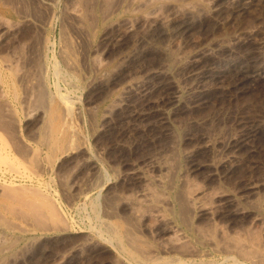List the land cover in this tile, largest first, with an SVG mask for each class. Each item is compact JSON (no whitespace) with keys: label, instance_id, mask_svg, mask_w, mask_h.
I'll return each mask as SVG.
<instances>
[{"label":"rangeland","instance_id":"1","mask_svg":"<svg viewBox=\"0 0 264 264\" xmlns=\"http://www.w3.org/2000/svg\"><path fill=\"white\" fill-rule=\"evenodd\" d=\"M131 1L0 0V155L8 157L5 162L7 157L0 156V233L13 245L7 258L0 255V264H16L23 255L34 264H139L137 254L176 255L186 260L184 264H254L237 254L233 262L229 253L214 250L199 237L197 228L207 223L187 204L184 176L176 167L181 164L179 170L187 172L191 165L199 166L191 177L194 182L227 194L216 201L212 226L204 227L213 237L220 239L221 228L232 238L248 240L254 235L263 240L253 221L257 212L264 215V77L243 84L239 75L229 73L210 81L207 101L197 106L195 81L173 63L181 45L186 51L221 42L234 46L247 30L263 45L245 59L264 56V0L174 45L168 25H139L125 32L142 14L127 6ZM181 1L199 3L198 12L184 13V20L210 19L207 5L199 0ZM168 4L162 8L166 14L173 10ZM73 6H79L81 18L70 13ZM140 49L151 50L150 56ZM220 54L226 56L225 51ZM126 64L140 76L143 70L172 68L176 83L184 82L178 84L182 96L172 100L160 91L137 98L134 103L149 116L126 119V110H112ZM107 113L114 123L104 122ZM254 129L247 144L235 148L240 167L230 174L218 170L214 164L227 143ZM154 162L172 166L166 183L154 185L169 199L164 213L189 246L179 255L159 235L164 224L136 218L126 201L142 185L132 175L133 167ZM253 183L260 185L256 193L248 191ZM243 207L253 212L238 214Z\"/></svg>","mask_w":264,"mask_h":264},{"label":"bare ground","instance_id":"2","mask_svg":"<svg viewBox=\"0 0 264 264\" xmlns=\"http://www.w3.org/2000/svg\"><path fill=\"white\" fill-rule=\"evenodd\" d=\"M179 1H181V0H132L131 3H129L130 5L127 4V6H129V7L131 6L132 9L138 10V12L142 11V14H140L141 16L138 17L139 18L138 21L135 20V22H132L130 25H128L129 23L125 24V25H128L127 27L125 26L126 27L125 28V32H129V33L131 32L132 33V31L135 28H137V26H139V25H143V26L144 25H155L156 28H160L161 26L164 27L163 25H168V26L172 27L171 28L172 35H170L171 38L169 39L170 40L169 42H170V44L172 43V45H174L175 43L178 42V40H179V42H181L183 40H185V41L192 40V38L194 37V34L197 31L201 32L202 30H204L205 28H208L209 26L220 24L222 21L229 19L230 15L232 13H234V12L245 11L248 8V6H250L256 0H199L200 4L205 5V6L207 5L206 7H208V8H206V9H208V12L210 14V19L207 20V21H205L204 19H201V21L199 20L200 22L197 21V23L184 20V18H183L184 15L183 14L184 13L186 14L188 12H190V14L198 12L199 3L193 2V1H191V2H189V1L187 2L186 1V3H184L182 1L181 2H179ZM165 2L169 3L168 6L171 4L172 8L169 6L171 9H173L171 13L166 14L167 12L165 13L163 11L162 8H163V6H164L163 4ZM78 7L73 6L70 9V13L74 17L79 19V18H81V15L83 13L81 14V11H80V9ZM201 9H203V6H202ZM132 12H134V11H132ZM199 14H200V11H199L198 15ZM125 20H127V19H125ZM133 21H134V19H133ZM122 36H123V33H122ZM124 36H125V34H124ZM165 37H167V36H165ZM254 38H255L254 37V31L247 30V32L245 34L237 37V40H236L234 46H230V45H227V44L221 42L222 44L221 43L216 44V45H214L215 47H213V46L209 47L208 46V47L202 48V49H197V50H193V51L192 50L191 51H186L187 50V49H185L186 47L184 48V46L181 45V47L179 48L177 54H175L173 66L175 65V68L183 69V72L186 74V76H188V80L191 77V79L193 78V80L195 81V83L193 81L192 82L194 84V89L195 88L197 89V90H194V92L195 91L197 92V95L196 96L194 95L195 104L197 103L196 104L197 106L199 104H203V103H205L207 101L206 97H207V95L209 93V92L207 93V90H208L207 85L209 84L210 81H214L215 79L216 80L217 79H221V78L225 77L229 73L230 74L234 73L235 76H236V74L239 75L240 76V80L242 82H244L243 84H249L250 82L252 83V81L257 79V78L264 77V56H259V55L258 56H254V57H252L253 59L251 58L252 61H249V60L245 59L247 57L255 55L262 48V45H263L262 42H256V40ZM166 42H168V40ZM139 44H141V43H139ZM144 44H145V42H144ZM162 44L164 45V43H162ZM179 44H181V43H179ZM165 45H166V43H165ZM218 46H221L223 48H217ZM144 47H145V45H144ZM147 47H148V45L145 48H147ZM155 48H156V46L154 45V50H155ZM137 49H138V47H137ZM163 49H165V48H163ZM140 50H142V49H140ZM140 50H139V52L141 54H143V53L146 54L147 53L149 55V53L151 52V50H145L144 49V50H142V52ZM154 50H152V52ZM159 50H161V49H159ZM221 51H225L226 52V56H223L224 54L222 56H218ZM129 55L131 56V54H127L126 56L128 57ZM18 57L21 58L22 56L21 57L18 56ZM127 57L125 58L126 60H127ZM132 57L133 58L136 57V54L133 53ZM133 62H134V60H133ZM137 64H139L138 61H137ZM97 65H100V64H97ZM121 65H123V64H121ZM135 65H134V67H135ZM141 69L142 68H140V70ZM123 71H124L123 81L121 80L122 78L119 77V78H121L120 79L121 80L120 83L119 84H117V82L115 83L118 86H116L114 84L118 88L117 90H118V95H119V97H116V98L114 97V100L115 99L116 100L119 99V100H117V103H115L113 105V109L112 110H115V108H119V110L120 109L126 110L125 111L126 112V116L125 117L128 120L129 119L130 120L131 119L134 120V119L144 118V117H146V115L150 114L149 111H146L144 109H140L139 106H141V105L138 106V104L134 103L135 100L137 101V98L146 99L149 96H151L153 93H156V92L160 93V91H162V92L165 91L166 95L168 96V98H170L172 100H178L180 98V94L182 96V88L178 84L182 83L183 81L180 82V80H179V83L178 84L176 83V79H175L174 73L172 72V68H171V70L168 67L167 68L163 67L162 69H159V68L158 69H156V68L153 69V68H151V70L149 69V71H147L145 73H143L144 70H143V72L141 70L143 75L140 76V75H137V73H136L137 70L136 69H133V68H131L130 65L126 64V67L123 69ZM173 71H175L174 68H173ZM181 71L182 70H180L179 72L182 75H184V73H182ZM178 73H177V76H178ZM182 75H181V77H182ZM186 80H187V77H186ZM30 84H31V82H30ZM190 87H192V86H190ZM117 90H115V87H114V92L117 91ZM184 90H186V89H184ZM164 94L165 93L163 92V96H164ZM114 96H117V95L115 94ZM146 101H148V100H146ZM40 102H42V101H40ZM115 105H116V107H115ZM124 113H122V114H124ZM111 114L112 113H107L104 116V122L106 124H108V125L112 124V122H113ZM52 127H53V125H52ZM256 132H257L256 129H254V130H251V133H239V134L235 135V137H233L230 140V142L227 143L228 145H226V147L223 149V151H221V154H223V155H222V157L220 159L217 158L218 160L215 162L214 166L218 170H219V168L225 170L227 174L232 173L239 166V165H237L238 162H236V158L237 157H236V154H235V152H236L235 148L241 147L245 143L247 144V139H249V136L250 135H254ZM65 133H66V131H65ZM62 135H63V133H62ZM62 137H64V136H62ZM0 140H1V137H0ZM221 144H223V143L221 142ZM4 145H2V146H4ZM55 146H56V144H55ZM0 148H1V146H0ZM4 149H5V147H4ZM0 152H1V150H0ZM2 155H0V156H2ZM3 156L5 157L6 155H3ZM219 156L220 155H218V157ZM2 160H5V159L3 158ZM7 160H8V157L5 160V162ZM12 163H14V162H12ZM0 164H3V161H2V163L0 162ZM198 167L199 166L193 164V165L190 166V168H189V170L187 172H183L182 169L179 170V168H181V164H180V165H178L176 167V170H178V172L182 173V175L184 176L183 177V180H184L183 182H184V186H186L184 188H186V199H187V202H188L187 204L190 207L193 208V211H194V213H195V215L197 217H199L203 222L207 223L206 226H204V227L207 228L210 225L212 226V221L214 220L215 214L217 213L216 201L218 199H222L223 197L227 196V194H225L223 192H220L218 190H213V189L212 190H207V189L200 188L196 184L197 182L195 183L194 180L191 178L193 176V174L196 175V173L198 172V170L200 168V167L199 168ZM169 168L171 169L172 166H168L165 163L155 164V162H154V164H152V165H150L148 167L134 166L131 173L138 180V182L139 181L141 182L142 185H141L140 190L135 192L134 196H131V199L128 198L129 200L127 199L126 201H128L127 203H130L131 210L133 212V216H135L136 218H140L141 220L145 219V220H147L149 222H152L151 224H153V223L157 224L159 222L163 223L164 224L163 225L164 228L159 232V235L164 237L166 240L169 241V244L171 245V248H173V250H176L175 252H177V253L179 252L180 253V249L182 247L184 248V246L186 244L185 243L184 234L181 232L183 234V236H182L180 231H178V229L175 228V226L173 225L170 216H168L166 213H164V209L165 208H163V207L165 205H167L165 203L169 199H167L162 194V192L160 190H158L156 188V186L154 185V184L158 185V184H165L166 183L167 178H169L168 174H167V172L170 171ZM155 170H160V173H158L157 175L151 174ZM221 172H222V170H221ZM259 186L260 185L258 183H253V184L248 186L249 187L248 191L251 190L252 192L256 193L257 189H259ZM161 188H162V186H161ZM2 191H4V190H2ZM251 194H253V193H251ZM10 195H9V197H10ZM0 196H1V194H0ZM37 202H39V201H37ZM11 205H13V204H11ZM27 205H29V204H27ZM39 207H41V206H39ZM53 207H54V205H53ZM145 208L146 209L147 208H152L151 210H153V211L149 210L150 211L149 212ZM54 212H56V211H54ZM249 212L252 213L253 211L244 208L242 210H239L237 213L238 214H242V213H249ZM36 214H37V212H36ZM2 219H0V220H2ZM63 220H64V218H63ZM1 222H3V221H1ZM253 223L254 224H258V226H259V228H258L259 229V234H260L261 238L264 240V215L262 213H260V212H257L254 215ZM204 227L197 228L198 235H200L199 237H202L207 243H210V245L212 244L213 248L215 246L214 250L217 248V249L226 251L227 253H229V257L232 259V261H233V259L235 257V256H233V254H237L240 257H243L245 260H247L249 262H252L254 264H264V241L263 240L260 241L259 240L260 238L258 236H254L253 235L252 238L249 236L251 238V240H249V237H248V240L241 239L238 236H236V238H232V237H229L228 236L229 234L227 235L226 232L223 229L220 228V230L218 229L219 233H220L219 234L220 239L218 240V238L213 237V234L210 233ZM49 230H51V229H49ZM211 230L212 229H210V231ZM216 233H218V232H216ZM6 237H8V236H5V234L0 233V255H5V257H6V254L11 250V247H13V245L9 246L6 243V241H7ZM202 238H200V239H202ZM7 242H9V241H7ZM187 246H185V247H187ZM131 253H132V255H134V252H131ZM179 253H178V255H179ZM189 253H191V252H189ZM127 254H128V252H127ZM34 255H35V253H34ZM156 255H158V254H156ZM9 256H11V255H9ZM231 256H233V257H231ZM135 258H137V260L139 261V264H184L186 262V260H184L181 257H178L176 255L175 256L172 255L171 257H169V256L168 257L167 256L166 257H164V256L163 257L162 256H158V257H148L147 256V257H145V256H143L141 254H137V255H135ZM237 258H239V257H237ZM190 261L192 262L191 259H190ZM212 261H214V260H212ZM5 262H2V263L5 264ZM194 263H195V261H194ZM199 263H200V261H199ZM201 263L203 264V262H201ZM16 264H34V263L32 262V259H30L29 256L23 255L21 258L20 257L16 258Z\"/></svg>","mask_w":264,"mask_h":264}]
</instances>
